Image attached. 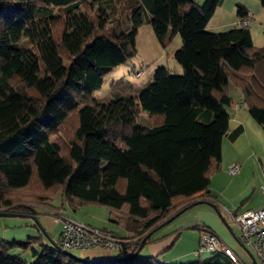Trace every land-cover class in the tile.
Segmentation results:
<instances>
[{"label": "trees", "instance_id": "trees-1", "mask_svg": "<svg viewBox=\"0 0 264 264\" xmlns=\"http://www.w3.org/2000/svg\"><path fill=\"white\" fill-rule=\"evenodd\" d=\"M222 2L0 0V212L30 218L38 209L108 207L136 224L126 238L102 230L125 241L116 257L125 260L111 264H153L126 259L166 221L216 205L210 183L224 138L243 133L242 126L230 133V86L264 128V46H254V19L241 6L239 21L249 18L248 26L208 31ZM145 23L163 50L181 36L174 59L182 74L159 67L141 87L119 79L96 98L117 67L137 58ZM140 112L152 127L140 126ZM58 193L63 201L54 209ZM38 232L0 240V264H92ZM12 250L31 252L32 261ZM187 264L235 263L211 253Z\"/></svg>", "mask_w": 264, "mask_h": 264}, {"label": "crops", "instance_id": "crops-1", "mask_svg": "<svg viewBox=\"0 0 264 264\" xmlns=\"http://www.w3.org/2000/svg\"><path fill=\"white\" fill-rule=\"evenodd\" d=\"M194 1L198 4L200 3L199 0ZM227 2L228 0H223L215 16L218 12H221L222 8H224ZM247 13L249 14V17H254L249 13L248 10ZM261 13L263 12L261 11ZM215 16L213 18H215ZM212 20L209 22V24L212 22ZM209 24L207 29L209 32H211L213 30L209 26ZM140 30L137 37L138 54ZM173 39V45L175 44V48L172 51V55L174 56L175 52L181 48L182 43L178 41L176 35L173 37ZM149 45L150 47L148 53L146 54L147 56L143 61L139 59L144 67H151L152 65L158 64V60H155L153 53H158L161 51L166 52L168 55L169 48L163 50L156 37L152 38V42ZM164 56L165 55L163 54L161 57ZM157 67H165L170 71V67L168 65H165L164 63L158 65ZM175 71V73L177 74L180 73V67L176 66ZM142 85L143 84H140L138 86L141 87ZM234 89L235 87L230 86V96L232 98L234 97ZM238 98V102L234 100L233 106L230 107V110L228 108V113L230 115L229 128L231 133L238 127L242 126L243 133L233 141L229 138V136H226L224 138L220 169L212 176L210 183V192L214 197L216 205L219 207L220 212L223 214L225 221L227 222L228 219L224 208L230 211L234 210L232 211L234 213H243L248 210L257 211L264 208V192L261 191V193H258L257 197L258 200L260 199V201H256V186L254 188V186L250 185V183L247 181L248 171L252 174V176H256V161L262 166L264 164V155L256 150V139L254 138L256 135H259L264 131L262 130V127L257 125L256 122L251 118L248 109L246 111H242V108L246 106L243 104L239 93ZM251 132H253V134H250ZM251 135L254 136L251 137ZM244 140H247L246 143L244 142ZM230 149H232L233 155H228ZM233 163L242 166L240 173L236 176H230L227 172L229 166ZM62 201V195L61 193H58L51 200L50 204L54 209H57L62 204ZM240 204L241 206H239ZM83 207L84 206H80L79 208ZM62 211L63 210L50 211L48 209H38V212L40 213L38 215L39 220L42 223L44 229L50 235L53 234L52 232H54L56 225H61V223L56 222V217H58V215L67 217L63 214ZM73 211L75 212V210ZM115 214L117 215L112 216L116 218L120 216L119 213L115 212ZM21 218H25L20 219L24 221H0V225L4 226V229L7 230L11 227H13L14 229H18L21 227L17 233L11 236V238H8L7 233L0 234V240L12 242L38 237V231L35 227L36 224L32 222L30 218ZM76 221L82 222L86 225L100 230H106L109 233H113L123 238L131 236L135 232V228H130L129 230L125 229V231L123 232H118L116 231V229L107 226L106 223L101 224L104 226L97 227L95 226L97 223L95 222V218L93 217L86 218L85 220L76 219ZM113 222L114 224L119 225V222ZM223 224L224 223L222 222V220L217 216L210 205L200 204L177 218L174 222L165 226L164 229L162 228L163 230L161 229L160 231L156 232L152 237V240L148 241L143 246L138 254V257L142 260L152 259L151 262L153 264H187L190 262H194L190 258V256L194 257V253L200 246L203 234L208 231L214 233L226 246L231 248L243 263L251 264V261L242 252L243 250L241 248V233H239V235L233 234L229 226H227L226 224H224V226ZM59 237L61 238V228ZM81 252V257L91 261L114 260L119 253V251L117 250L105 249H90Z\"/></svg>", "mask_w": 264, "mask_h": 264}, {"label": "rangeland", "instance_id": "rangeland-1", "mask_svg": "<svg viewBox=\"0 0 264 264\" xmlns=\"http://www.w3.org/2000/svg\"><path fill=\"white\" fill-rule=\"evenodd\" d=\"M199 2H200L199 4L201 5V4H203L204 0H199ZM239 6L247 9L249 11V13L254 16L253 17L254 20L251 21L250 27H249L251 30V33H252L253 43H254V46L257 48L263 47L264 46V8L262 7L261 2L256 1V0H228L227 4L224 6V8H222L221 12H218L217 15L215 16V18H213L212 22L209 24V26L213 30V31H211V33L216 34V33L226 32V31L231 30L235 26H237V23L240 20L238 18V15H237ZM92 8H93V10H96V6H93ZM261 11L263 13H261ZM154 37L155 36H154V33L152 31L151 26L149 24L145 23L142 26V28L140 30V35H139V54H138L139 56H137V58L134 61L117 67L106 78L105 84H104L102 90L95 93L96 98L100 99V98H104V97L108 96L109 92H110L111 84L114 81H117L119 79L130 80L137 85L146 84L148 82V80H150L152 78L153 72L156 70V68H158L157 66L161 65L163 63L170 67V72L172 74H174V75H181L182 74V72H183L182 68L179 66V64H177V62L174 59V56L172 55V51L175 48V44L173 45L174 42H172L171 45L169 46L168 55L166 52H161V51L158 53H153L155 60H158V64L152 65L151 67H144L143 66L141 61H143L144 58L147 56L146 54L148 53V50L150 47L149 44L152 42V38H154ZM176 38L178 39L179 42L182 43V39H181V36L179 34L176 35ZM163 54L165 56L161 57ZM174 65H176L177 67H180V73H178V74L175 73L176 72L175 71L176 66H174ZM140 70H141V72H140ZM133 72H135L136 75ZM233 91H234V93H233L234 97L233 98L236 102H238V100H239L238 93L240 94V92L236 88ZM236 91H237V93H236ZM229 110H230V108H229ZM246 110H247L246 107L242 108V111H246ZM138 121H139L140 126H142V127H145V128L152 127V124L150 122L151 120H149V117H148L147 113H145V112L139 113ZM262 130L264 131V128H262ZM250 134H253V132H251ZM253 136L254 135H251V137H253ZM254 138L256 139V150H258V152H260L264 155V132L259 134V135H256ZM246 141L247 140H244L245 143H246ZM228 155H233L232 149L229 150ZM256 160H257V158H256ZM262 167L264 168V164L262 166V165H260V163H258L256 161V169H255L256 176H252V174L249 171H248V176H247V181L250 183V185H253L254 188L256 186V190H257L256 191V201H260V199L258 200L257 196H258V193H261L262 188H264V180H263L264 179V172L262 170ZM83 206H84L83 208H79V209L75 210V212L72 209H68V210L62 211V212L67 217L75 219V220L76 219L77 220H85L86 218L93 217V218H95V222L97 223L95 226L101 227V226H104L101 224L106 223L107 226H109L110 228L116 229V231H118V232H123V231H125V229L129 230L130 228H136V224L134 222H132L131 220H129L128 218L124 217L123 215L120 214V216H118V218L112 216V215H117V214H115V212H112V210L109 209L108 207L100 206V205H96V204H86ZM239 206H241V204ZM231 211H234V210H231ZM20 219H25V218H21V217L3 218V217H0V221H8V222H10V221H24V220H20ZM227 219H228L229 223L227 221H225L226 225L229 226V228L232 230L233 234L239 235V233H241L240 230L233 224L232 220L228 216H227ZM224 220H225V218H224ZM113 221L119 222V225L114 224ZM32 222H34V221L32 220ZM20 228L14 229L13 227H11L10 229L7 230V229H4V226L0 225V234H6L7 233L8 238H11V236L13 234L17 233ZM30 228H33V227H30ZM60 228L62 229V225H60V226L56 225L55 226L54 232H52L53 234H51V240L52 241H55L58 243L61 242V238L59 237ZM37 231H38V229H37ZM37 235L40 236L39 232H37ZM44 239H43L44 242L46 241L48 244H50V242L47 241L48 239H45V240ZM199 249H200V246H199L198 250ZM71 252L75 256H79V257L82 256V252L80 250H72ZM242 252L251 261L250 257L244 251H242ZM210 254L211 253H209V252H205V253H202L200 257H196L194 254V257L190 256V258L193 261H197L198 259H204V258L209 257ZM10 256H21L22 258L28 260L29 262L32 261V253L31 252L22 253L21 250H12L10 252ZM256 262H257V264H261V262L257 258H256ZM251 263H252V261H251Z\"/></svg>", "mask_w": 264, "mask_h": 264}, {"label": "built area", "instance_id": "built-area-1", "mask_svg": "<svg viewBox=\"0 0 264 264\" xmlns=\"http://www.w3.org/2000/svg\"><path fill=\"white\" fill-rule=\"evenodd\" d=\"M247 18L237 23L240 27H246L250 23ZM241 165L233 163L228 168L230 176L237 175ZM264 172V168H263ZM264 192V188L261 190ZM226 215L241 232V243L264 264V208L254 211L248 210L243 213H234L224 208ZM56 222L61 223V247L66 251L90 249L122 250L125 241L114 238L102 230L86 225L69 217H56ZM217 253L229 257L235 264H242L235 252L226 246L214 233L205 232L201 238L200 249L194 254L200 257L202 253Z\"/></svg>", "mask_w": 264, "mask_h": 264}, {"label": "water", "instance_id": "water-1", "mask_svg": "<svg viewBox=\"0 0 264 264\" xmlns=\"http://www.w3.org/2000/svg\"><path fill=\"white\" fill-rule=\"evenodd\" d=\"M208 205H210V206L213 208V210H214V212L217 214V216L222 220L223 223L226 224V222H225V220H224V217H223V215L221 214V212H220L218 206L215 205V204H208ZM178 216H179V214L176 215L175 217L171 218L170 220L166 221L163 225H161V226L159 227V229H162L163 227H165V226L169 225L170 223H172L173 221H175L176 218H177ZM0 217H3V218H13V217H21V216L16 215V214H11V213L0 212ZM30 219H32V220L35 222V224L37 225V227H38V229L40 230V232H41V233H42V234L48 239V241L50 242V244H51L55 249H57V250H59V251H62V252H64V253H66V254H69V255L74 256L73 254H71L70 252L64 250V249H63L62 247H60L57 243H55L54 241L51 240V238L49 237L48 233H47L46 230L44 229V227H43V225H42V223L40 222V220H39L38 217H30ZM150 236H151V235H147V236L145 237V239L142 241V243H141V245H140V247H139V250H138V251H137L132 257H130L129 259H126V260L135 259V258L138 256V254H139V252L141 251V249L143 248V246L146 244V242H147V240L149 239ZM241 248H242V250H243V251H244V252L250 257L252 263H253V264H257L256 259H255L254 255L250 252V250H249L246 246H244L243 244H241ZM75 257H76V256H75ZM77 258H79V257H77ZM122 260H125V259H119V260L116 259V260H110V261H93V262H91V263H92V264H111V263H117V262L122 261Z\"/></svg>", "mask_w": 264, "mask_h": 264}]
</instances>
